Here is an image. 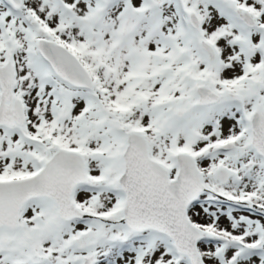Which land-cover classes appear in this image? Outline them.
<instances>
[{
	"label": "snow or ice",
	"instance_id": "obj_1",
	"mask_svg": "<svg viewBox=\"0 0 264 264\" xmlns=\"http://www.w3.org/2000/svg\"><path fill=\"white\" fill-rule=\"evenodd\" d=\"M0 264H264V0H0Z\"/></svg>",
	"mask_w": 264,
	"mask_h": 264
}]
</instances>
